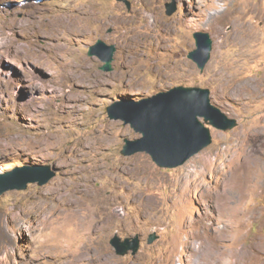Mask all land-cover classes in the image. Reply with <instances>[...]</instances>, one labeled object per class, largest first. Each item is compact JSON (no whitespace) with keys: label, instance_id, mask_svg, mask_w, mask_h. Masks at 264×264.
Here are the masks:
<instances>
[{"label":"rangeland","instance_id":"1","mask_svg":"<svg viewBox=\"0 0 264 264\" xmlns=\"http://www.w3.org/2000/svg\"><path fill=\"white\" fill-rule=\"evenodd\" d=\"M130 1L128 8L120 0H0V179L27 167L56 172L43 185L0 194L10 242L0 264H26L36 256L39 219L66 218L79 208L100 224L85 233L107 256L105 264H199L203 251L223 264L228 254L221 251L233 248L236 236L240 247L264 244V0ZM65 14L86 26L71 31L61 23L51 37V22ZM197 31L213 41L203 69L190 57ZM240 34L254 40L235 46ZM99 39L116 47L110 71L88 54ZM177 85L209 88L212 103L238 125L211 126L212 143L175 168L159 167L146 152L123 154L125 139L141 134L110 118L107 107ZM227 191L231 198L241 193V206L251 209L241 228L232 221L225 228L216 199ZM232 200L225 196L221 203L233 206ZM219 231L224 235L211 239ZM152 233L158 237L150 243ZM115 235H138L137 254L119 255L111 244ZM39 256L37 264H60L68 253Z\"/></svg>","mask_w":264,"mask_h":264},{"label":"water","instance_id":"2","mask_svg":"<svg viewBox=\"0 0 264 264\" xmlns=\"http://www.w3.org/2000/svg\"><path fill=\"white\" fill-rule=\"evenodd\" d=\"M124 1L128 8L130 0ZM166 13L171 15L176 9V3H167ZM197 48L190 53V57L203 69L210 58L212 39L208 32L194 33ZM116 51L115 45H109L99 39L89 48V55H98L103 61L102 69L112 70V61ZM122 104V111L117 105ZM112 119H121L141 137L125 139L122 153L131 155L135 152H146L152 160L162 168H175L183 165L194 155L209 146L213 141L211 126L220 130L233 129L238 120L230 117L219 106L212 103L211 90L202 86L177 85L167 90L141 100L139 102H118L107 107ZM24 168L7 172L0 179L6 182L0 188V194L10 189H25L29 183L45 184L55 171L44 167L42 171ZM158 235L152 233L149 242L152 243ZM111 244L119 255H126L130 251L136 255L140 249V237H126L121 239L115 235Z\"/></svg>","mask_w":264,"mask_h":264},{"label":"bare ground","instance_id":"3","mask_svg":"<svg viewBox=\"0 0 264 264\" xmlns=\"http://www.w3.org/2000/svg\"><path fill=\"white\" fill-rule=\"evenodd\" d=\"M216 15H217V12H216ZM74 17H76V16L66 15V14L61 15V16L57 15V17H55L53 19V21L51 20L52 21L51 23L56 25V28L53 27V29H52V32H51L52 36L51 37H56L59 34L58 24H61V23L66 24V26H69L71 31H82L84 29V27L86 26V24L83 22V20H80L79 18H74ZM216 20H217L216 17L214 18V20L210 19L209 24H213ZM17 21H19V20H17ZM19 22H21V21H19ZM11 23H10V25H11ZM29 23H31V22H29ZM37 26H39V25H37ZM7 27H8V25H7ZM39 27H41V26H39ZM64 27H65V25H64ZM37 30H38L37 27H35L34 33H36ZM217 32L221 33L222 28L218 26ZM253 40L254 39L250 35L240 34V35L236 36L235 43L233 42L232 44H234L235 46L240 45L242 47H245L247 45H250L249 43ZM223 42H224V38L219 39V41H218L219 47H220V44L222 45ZM217 57L218 58L223 57L222 54H220V49L218 50ZM37 61H39V60L37 59ZM225 78L226 77H222V79H225ZM226 79H228V76ZM218 191H220V190H218ZM55 193H56V191H55ZM225 193L222 194V196H221V193L218 194L217 199H216L217 202L219 203L217 205H219L220 210L227 217V221H225L226 222L225 228L229 229L228 226H229L230 221H232L234 224H236V226L238 228H241V226L246 225V223L249 222L251 209H247L245 206H241L242 205L241 202L244 199V197H243V195H241V193L238 195L232 194V198L229 196L228 191ZM57 194H59V193H57ZM246 195H248V193ZM63 196H65V194L60 193L58 197L62 198ZM225 196L229 197L230 200L233 199L232 201H234L235 204L233 206H228V205L226 206V205H224V203L222 204L221 200ZM248 197H249V195H248ZM213 198H215L214 195H213ZM64 199L67 200V198H64ZM67 201L71 202L72 200L68 198ZM89 212L90 211H86V210L81 209V208L75 209V210L70 209V211H69L70 215H68V217H66V218H62V217L57 216L55 218L39 219V222L41 223L42 229H40V232L38 231L39 232L38 235L33 239V241L36 242V244H37L36 256L39 258L40 257L39 255L45 256V254H49V252L51 253V251L53 253L60 251V252H67L68 253V257L66 256L65 258H63V260L61 261L60 264H105L107 256H105V253L101 250V248H97L94 245V243L92 242L93 240L91 241L89 238H87L89 236V234L85 233L86 229H92V232H93V229L95 231V230L101 228V227H99L100 224L98 222H97L98 225H97V223L96 224L93 223V216L92 215L94 213H89ZM33 213H36V215H38V217L41 215V213L38 212V210L34 211V209H33ZM7 219L10 220L9 217ZM103 221L104 220L101 221V224ZM10 222H11V220H10ZM6 226L7 225H6V223H4L3 217L0 215V254H2V253L8 254V251L10 249L9 234H8L9 232H8V229ZM8 226H10V225H8ZM222 233L219 231V234H211V239H213L214 241H218V239H220L224 235V233L223 234ZM51 234H55V235L54 236H48ZM50 239H54V240H52V242H51V241H49ZM239 240H240V236H236L233 248H229V249L223 248L222 249V251H221L222 253L228 254V256L224 257V259L222 260L223 264H264V244L263 245L255 244L253 246L250 245L247 247H244V246L240 247L238 244ZM212 251H215V250L212 249ZM234 253L240 254L244 257L234 259L232 256V254H234ZM253 253H258V254L253 256ZM219 254H221V253H219ZM36 256L34 255L33 257L28 258V262L26 264H29V263L37 264ZM214 260H219L216 253L214 254V252H213V254H210V253L206 254L205 251H203L201 258L199 259V261H200L199 264H213ZM40 262H42V261H40Z\"/></svg>","mask_w":264,"mask_h":264}]
</instances>
